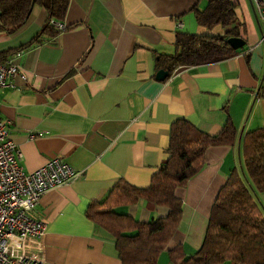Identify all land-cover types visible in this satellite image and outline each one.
I'll return each instance as SVG.
<instances>
[{"label": "crops", "instance_id": "1", "mask_svg": "<svg viewBox=\"0 0 264 264\" xmlns=\"http://www.w3.org/2000/svg\"><path fill=\"white\" fill-rule=\"evenodd\" d=\"M232 1L239 53L178 66L163 80L155 78V59L174 51L177 31L225 34L220 24L197 23L191 8L206 0H69L56 36L9 56L18 73L12 87L0 88V115L23 169L59 158L80 174L46 191L33 211L46 222L44 264H121L114 237L86 217L89 202L120 178L147 187L168 157L173 120L215 135L230 118L234 143L209 146L202 168L174 190L182 214L157 263L173 264L168 251L178 244L185 256L199 248L218 190L233 168L244 173L242 136L264 126V25L250 0ZM46 17L33 5L21 28L0 31V52L29 42ZM257 201L264 213V190ZM117 211L143 222L167 213L145 200Z\"/></svg>", "mask_w": 264, "mask_h": 264}, {"label": "trees", "instance_id": "2", "mask_svg": "<svg viewBox=\"0 0 264 264\" xmlns=\"http://www.w3.org/2000/svg\"><path fill=\"white\" fill-rule=\"evenodd\" d=\"M68 2L0 0V31L6 34L14 33L25 24L33 5L47 12L37 34L19 47L0 52V61H7L9 56L56 36L59 30L54 23L64 19ZM235 9L232 0H206L203 9L192 7L198 24L207 28L220 24L227 28L225 34L204 36L177 31L174 51L157 54L156 69L167 70V78L178 66L206 64L239 53L242 48L234 49L228 42L231 37H241ZM235 137L236 128L230 118L215 135L200 131L184 118H177L169 127L168 157L152 174L147 187L139 188L120 178L103 198L89 202L86 217L114 237L121 264H158L157 258L182 214V203L174 190L185 186L202 168L209 146L232 145ZM241 159L244 173L233 168L218 190L201 245L190 256H185L180 244L171 248L168 257L173 264H264V213L257 201V194L264 190V126L242 136ZM139 200L166 208L167 213L143 222L117 211Z\"/></svg>", "mask_w": 264, "mask_h": 264}, {"label": "built area", "instance_id": "3", "mask_svg": "<svg viewBox=\"0 0 264 264\" xmlns=\"http://www.w3.org/2000/svg\"><path fill=\"white\" fill-rule=\"evenodd\" d=\"M250 1L264 25V0ZM54 25L63 28L61 23ZM16 73L17 66L0 61V88L12 87L11 77ZM20 160L21 153L0 115V264H44L46 222L33 211L46 191L80 174L59 158L32 171H25Z\"/></svg>", "mask_w": 264, "mask_h": 264}, {"label": "water", "instance_id": "4", "mask_svg": "<svg viewBox=\"0 0 264 264\" xmlns=\"http://www.w3.org/2000/svg\"><path fill=\"white\" fill-rule=\"evenodd\" d=\"M230 46L234 49L240 48L244 45V40L241 37H231L228 39ZM168 71L164 69H158L155 73V78L163 80L166 78ZM264 78V75H263Z\"/></svg>", "mask_w": 264, "mask_h": 264}]
</instances>
